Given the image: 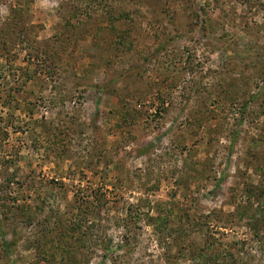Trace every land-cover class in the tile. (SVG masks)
<instances>
[{"label": "rangeland", "instance_id": "obj_1", "mask_svg": "<svg viewBox=\"0 0 264 264\" xmlns=\"http://www.w3.org/2000/svg\"><path fill=\"white\" fill-rule=\"evenodd\" d=\"M0 264H264V0H0Z\"/></svg>", "mask_w": 264, "mask_h": 264}]
</instances>
